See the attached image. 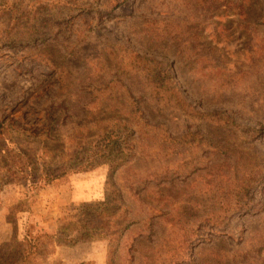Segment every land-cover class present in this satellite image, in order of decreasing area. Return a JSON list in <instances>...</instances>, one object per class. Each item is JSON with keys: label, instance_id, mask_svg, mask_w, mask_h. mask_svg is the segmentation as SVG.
<instances>
[{"label": "rangeland", "instance_id": "rangeland-1", "mask_svg": "<svg viewBox=\"0 0 264 264\" xmlns=\"http://www.w3.org/2000/svg\"><path fill=\"white\" fill-rule=\"evenodd\" d=\"M98 203L106 237L59 242ZM25 235L27 264H264V0H0L1 254Z\"/></svg>", "mask_w": 264, "mask_h": 264}, {"label": "trees", "instance_id": "trees-1", "mask_svg": "<svg viewBox=\"0 0 264 264\" xmlns=\"http://www.w3.org/2000/svg\"><path fill=\"white\" fill-rule=\"evenodd\" d=\"M111 136L114 137L111 139ZM122 136L123 135L117 136L115 133L105 135L103 139L104 146L94 158H104L109 164L112 172H115L129 156V154L125 152V149H129L128 142L126 138ZM50 177L57 179L58 176L50 175ZM105 206V203L92 205L93 219L88 220L85 223H80L70 232L63 230L64 234L62 236H64V238H61L59 242L65 246H74L79 243L93 241L104 236L106 237V234L103 233L104 227L101 224L102 219L96 217L97 212H95L98 208ZM99 220H101V222ZM8 245L9 244L0 246V264H27L32 255L35 257L39 255L41 250H44L43 244L38 237H32L29 235L24 236L23 241L19 243L18 248L14 253L1 254V250L8 247Z\"/></svg>", "mask_w": 264, "mask_h": 264}, {"label": "crops", "instance_id": "crops-1", "mask_svg": "<svg viewBox=\"0 0 264 264\" xmlns=\"http://www.w3.org/2000/svg\"><path fill=\"white\" fill-rule=\"evenodd\" d=\"M104 258V257H103Z\"/></svg>", "mask_w": 264, "mask_h": 264}]
</instances>
